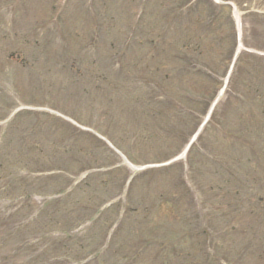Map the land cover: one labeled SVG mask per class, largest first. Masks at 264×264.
I'll return each mask as SVG.
<instances>
[{"label": "rangeland", "instance_id": "1", "mask_svg": "<svg viewBox=\"0 0 264 264\" xmlns=\"http://www.w3.org/2000/svg\"><path fill=\"white\" fill-rule=\"evenodd\" d=\"M210 1L0 0V264H264V154L229 142L264 146V0Z\"/></svg>", "mask_w": 264, "mask_h": 264}, {"label": "bare ground", "instance_id": "2", "mask_svg": "<svg viewBox=\"0 0 264 264\" xmlns=\"http://www.w3.org/2000/svg\"><path fill=\"white\" fill-rule=\"evenodd\" d=\"M235 19H236L237 24H239V23H238V16H237V13L235 14Z\"/></svg>", "mask_w": 264, "mask_h": 264}]
</instances>
